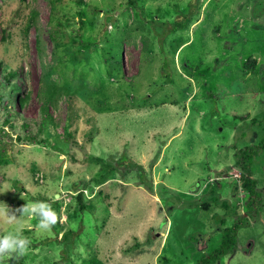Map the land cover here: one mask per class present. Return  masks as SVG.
<instances>
[{
	"label": "rangeland",
	"instance_id": "1",
	"mask_svg": "<svg viewBox=\"0 0 264 264\" xmlns=\"http://www.w3.org/2000/svg\"><path fill=\"white\" fill-rule=\"evenodd\" d=\"M263 118L264 0H0V203L59 216L0 219L31 241L0 264H199L236 222L210 264H264Z\"/></svg>",
	"mask_w": 264,
	"mask_h": 264
},
{
	"label": "trees",
	"instance_id": "2",
	"mask_svg": "<svg viewBox=\"0 0 264 264\" xmlns=\"http://www.w3.org/2000/svg\"><path fill=\"white\" fill-rule=\"evenodd\" d=\"M25 1V0H24ZM172 30H176L177 28L181 29L182 25L180 22H177L175 25H172ZM4 31H7V29H4ZM4 43H3V47H6V50L9 51L11 49L10 42L6 41L7 39H4ZM117 54L114 55V57L117 55V60L118 62H121V58H122V52L116 51ZM251 61V60H250ZM15 62V61H13ZM17 62V61H16ZM10 68V70H7L6 75L3 76L4 81L10 82L11 80H15L17 78L18 75L21 74V72L17 69V67H12L13 64L10 63L8 64ZM167 78H169L167 76ZM68 95L70 96L69 98H73L75 95L72 94V91L70 88H66ZM46 106L44 107L43 111L46 112V109L49 105L54 104L57 100H58V96H56V91L53 92H47L46 94ZM30 99V94H25L23 97H21L20 99V104L21 106H24ZM47 118H45L44 120H46ZM10 118H6L4 120L5 124L10 123ZM43 120V121H44ZM49 124H52L54 122H52L50 119H47ZM264 120V118H263ZM42 121V122H43ZM51 122V123H50ZM254 122H257L256 120H254ZM33 123L35 126L34 121H29L23 124V126H27V124ZM32 124V125H33ZM36 127V126H35ZM41 131V130H39ZM68 135H71V133H69ZM69 137V138H71ZM21 139V138H20ZM264 151V138L263 140L258 144V145H252V146H246V148L240 150L239 153H237V161H236V166L240 167V171H241V178H240V182L242 187L248 191V193L250 194V200H256V194H257V185H256V181L252 178V172H251V166L254 162V159L258 156L259 153ZM6 156H4L3 158H5ZM107 176V175H105ZM107 178V177H106ZM106 178L104 183H106ZM90 183H96L97 185L100 183V181H94L91 180ZM86 189V188H85ZM85 190H81L77 196L76 199L79 201V211H85L87 209V201L85 198ZM203 207L208 208V205H203ZM240 225V222H236L234 223L232 228H225L224 229V233H223V238H222V243L221 245L210 255H204L200 261L199 264H210L212 261H218L219 259H221L223 256L234 252V248L236 247V235H237V230H238V226ZM71 232V230L69 231V233ZM68 234H66L64 236V239L68 237ZM58 264V263H56Z\"/></svg>",
	"mask_w": 264,
	"mask_h": 264
},
{
	"label": "clouds",
	"instance_id": "3",
	"mask_svg": "<svg viewBox=\"0 0 264 264\" xmlns=\"http://www.w3.org/2000/svg\"><path fill=\"white\" fill-rule=\"evenodd\" d=\"M0 219L5 220L8 224H14L25 216H32L38 220L37 227L44 231L51 229L58 223L59 216L53 209L52 205L46 201H34L16 208H9L6 204L0 203ZM20 214L19 217L17 214ZM31 241L21 232L8 231L0 235V260L5 257L19 259L23 257L29 248Z\"/></svg>",
	"mask_w": 264,
	"mask_h": 264
}]
</instances>
